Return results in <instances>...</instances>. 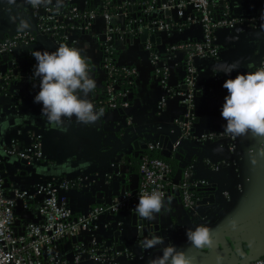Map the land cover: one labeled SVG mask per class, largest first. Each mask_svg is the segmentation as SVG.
I'll list each match as a JSON object with an SVG mask.
<instances>
[{"label":"built area","instance_id":"1","mask_svg":"<svg viewBox=\"0 0 264 264\" xmlns=\"http://www.w3.org/2000/svg\"><path fill=\"white\" fill-rule=\"evenodd\" d=\"M162 1L164 4H161ZM115 2L118 8L113 12L109 11L108 3L102 7L100 0H64V6L59 11H54V0L46 6H30L37 30L54 50L61 44L78 48L80 34L101 27L94 41L100 54L101 47H105V57L100 56L98 64L103 74L102 82L98 84L99 95L109 97L105 109L124 115L120 126H132L131 116L124 111L131 106L133 89L137 84V68L134 64L118 62V59L112 64L109 56L118 58L122 52H118L119 48L132 46L133 40L140 41V36L147 31V38L140 46L147 51L151 77L164 94L156 103L157 110L165 106L168 98L174 99L182 109V114L172 121L181 130L178 143L223 142L227 151L235 155L236 139L232 136L224 132L200 136L193 133L196 119L194 107L200 87L195 63L198 59H218L219 47L214 37L217 31L263 27L264 0L263 12L253 17L233 15L228 0H159L158 4L157 0H150L140 5L125 3L124 0ZM134 8L141 10L133 11ZM139 16L146 18L150 24L140 28L137 25ZM127 18L133 22L132 29L125 24ZM196 27L201 29L199 37H183V32L188 33ZM12 30L10 27L7 35L0 38V95L12 96L7 89L13 84L15 88L20 86L25 90L20 94L25 92L28 98H33L38 91L35 88L38 80L33 76L35 59L31 53L44 49L31 29ZM160 46L164 48L162 54L156 50ZM172 57L174 60L169 66L166 59ZM176 57H180L179 61ZM86 61L91 63L88 58ZM114 66L128 69L127 80L132 89L120 90V81H109ZM259 67H264V54L260 57ZM174 72L179 82L171 86ZM214 77L222 80L218 75ZM96 100L93 101L95 106ZM42 140L41 134L33 132L27 145H19L17 138H11L5 147H0V157L24 160L32 165L45 159ZM140 144L146 145L148 150L159 149L158 142L141 140ZM193 162L192 159L181 162L183 171L176 181L170 178L169 165L160 160L143 159L138 170V187L134 191L125 190L123 194L112 196L108 203H95L85 212H76L69 199V194L79 186L77 180L40 179L32 189L23 190L6 186V176L0 171V264H119L121 255L116 248L99 247L97 227L100 217L124 211L135 213L138 200L144 193L159 190L164 193V198L169 191L177 194L182 212L195 219L198 216L195 209L204 197L194 199L193 191H202L214 181L197 173ZM231 162L236 165L235 160ZM227 164L229 162H221L210 167L219 170ZM224 196L228 198V194ZM22 212L30 213L34 219L20 218ZM65 246L70 247V258L64 253ZM125 258L131 259L132 255L128 253ZM249 264H264V255Z\"/></svg>","mask_w":264,"mask_h":264},{"label":"crops","instance_id":"2","mask_svg":"<svg viewBox=\"0 0 264 264\" xmlns=\"http://www.w3.org/2000/svg\"><path fill=\"white\" fill-rule=\"evenodd\" d=\"M21 2L25 0H15V3L11 4L8 0H0V10L16 6ZM228 4L236 17H253L263 12V0H228ZM11 28L13 30L17 28L15 22H12ZM99 29L94 28L89 33L80 34L78 46L84 51L85 57L91 60L92 72L90 73L96 81L95 89H99L98 84L102 82L103 76L98 65L101 54L94 43ZM200 31L198 27L191 28L188 33L183 32V37L197 38ZM214 37L219 47L218 59L216 61L198 59L195 63L200 83L194 107L196 119L193 133L197 136L224 132L222 126L225 121L220 115V108L227 90L222 87V84L229 77L222 72L217 73L216 66L225 62L238 61L240 73L255 71L260 57L264 54V26L255 29L243 27L219 30ZM140 45L141 42L136 39L133 40L132 46L118 49L119 53L122 51L117 58L118 62L134 64L137 68V84L133 89L132 104L124 111V114L131 116V124L134 128L149 131L158 130L161 127L164 129L172 123L174 118L182 114V109L174 99L168 98L165 106L157 110L156 103L164 95L163 89L151 77L147 51ZM156 50L162 54L164 48L160 46ZM172 58L166 59L169 66L174 60ZM176 59L179 61L180 57ZM236 74V71L232 72L231 77L234 78ZM214 75L222 77V80H216ZM177 78L174 72L170 80L171 86L179 82ZM18 87L15 88L12 84L7 89L12 96L0 95V147H5L11 138H17L19 145H27L32 132L41 134L45 159L29 164L32 169L28 166L17 169L12 167L13 159H7L2 155L0 170L6 175L9 187L16 186L19 189L30 190L40 179L77 180L78 188L69 194L76 212H85L95 203H108L112 196L124 190L134 191L138 187L139 176L132 165L126 162L127 156L122 153L117 154L113 159H109L108 165H101L92 141L76 137L70 127L65 124L57 127L48 123L40 116L41 105L33 103V98H28L25 92H22L24 95L20 94L25 90ZM98 93L91 92L89 95L92 103L98 98ZM102 110V115L97 121L89 126L78 124L76 131L77 133L87 131L101 133V150L106 152L112 148L107 144L106 139L116 134L124 115L105 108ZM172 134V130H166L160 134H146L144 137L149 142L157 143L160 138L170 139ZM235 139V155L227 151L223 142L209 143L210 158L213 163H228L235 160L236 165L230 167V170L238 177V185L234 190L227 191L232 197L230 212L223 215L212 227L216 232L212 243L216 253L206 264H245L264 252V155H261L264 153V138L245 135ZM133 141H138L137 136L133 137ZM159 150L166 157L178 153V149L168 151L159 148ZM179 151L184 161L192 159L190 156H196L193 162L195 170L202 175L196 163L198 158L205 155V152L187 149ZM138 152L133 151V154L137 155ZM206 164L208 165V162ZM8 169L11 175L7 174ZM202 176L209 177L204 174ZM175 180L178 181L179 176ZM235 180L232 175H226L215 179L214 182L218 186L228 187ZM19 217L34 219L30 213L25 212L20 213ZM133 217V213L126 211L100 217L97 227L99 240L104 243H114L116 247H132L134 252L139 253L141 247L136 240L137 227L138 222L144 220L142 217L139 218V214L136 219ZM190 222L191 220L183 216L178 195L169 191L168 196L164 198L161 211L151 220L145 218L146 224L143 226V231H151L158 235L164 232L163 229H171L172 236H176L179 232H182V236H186ZM233 222L238 226L235 229L232 227ZM69 249V246L63 248L68 258H70ZM203 251L205 259L208 258L210 255L208 249L204 247Z\"/></svg>","mask_w":264,"mask_h":264},{"label":"clouds","instance_id":"3","mask_svg":"<svg viewBox=\"0 0 264 264\" xmlns=\"http://www.w3.org/2000/svg\"><path fill=\"white\" fill-rule=\"evenodd\" d=\"M15 3V0H8ZM34 7L49 5L53 0H25ZM54 11L64 6V0H54ZM16 23L18 31L30 28L29 22L19 18ZM35 59L33 76L38 80L35 88L38 91L33 103L41 105L40 116L48 123L60 127L66 121L75 120L78 124L89 126L100 118L103 110L88 98L96 88V81L88 70L84 51L81 48L61 44L54 51L33 50ZM238 61L222 63L216 66L217 73H224L222 87L227 95L220 108V115L225 121L223 131L233 138L251 135L264 138V67L255 71H238ZM236 71L234 78L231 73ZM264 155V153H261ZM164 206V193L159 190L144 193L138 200L136 211L140 217L153 219ZM232 227L238 226L233 222ZM186 238L195 248L211 247L213 239L210 230L204 225L186 230ZM145 248H153L164 244L163 237L154 236L144 240ZM219 260V258H218ZM149 264H191L183 251L168 244L161 248V254L149 261Z\"/></svg>","mask_w":264,"mask_h":264},{"label":"water","instance_id":"4","mask_svg":"<svg viewBox=\"0 0 264 264\" xmlns=\"http://www.w3.org/2000/svg\"><path fill=\"white\" fill-rule=\"evenodd\" d=\"M124 1L125 3L131 2L134 4H143L150 0H124ZM158 3L159 0H157V4ZM161 4H164V1H162ZM220 4H222V2H220ZM138 8H134L133 11L141 10V8L140 9ZM21 17L29 22L30 24L29 29H31L33 34L41 43L43 49L54 51V48L51 46V44L44 37H42L39 31L37 30L35 21L32 18L33 16H32L31 6L26 2H21L16 6L5 7L4 9L0 10V38L7 35L8 31L10 30L11 24L13 22L12 20L15 18V20L18 21V19ZM146 38H147V31H144L143 35L140 36V42L144 43ZM2 71L3 72L5 71V67L2 68ZM65 125L67 127H70L71 131L74 133L76 137H79L81 139H86L94 143V151L95 154L98 156V158H100L101 165H108L109 159L110 160L113 159L114 157L117 156V154L122 153L123 155H129L132 154L133 151H138L139 149H146V145L140 144L141 140L143 142L146 141L149 142L144 137V135L152 134V133L160 134L165 132L166 130L173 131L172 137L170 139L160 138L158 141L159 148L167 149L168 151H172L174 149H178V150L187 149L188 151H196V150L204 151L205 155L201 158H198L196 163V167L202 175L203 174L207 175L212 180L221 178L226 175H232L233 177H235L236 180L231 186L228 187L218 186V184L214 182V184L211 185L210 187L203 189L202 191L204 194L203 196L204 198L202 201L199 202L198 207L195 209L198 215L195 219L185 212L182 213L185 219L191 220V222L188 224L189 225L188 229L195 228L198 225H204L210 230V235L212 239L215 237L216 232L214 231V229H212V227L223 217V215L230 212L231 209L230 204L232 201V197L227 191L234 190L235 188H237L238 177L236 176L235 173L232 172V170H230V167H234L232 162H229V165L227 164L223 166L222 169L219 170H213L211 168L213 165H216L217 163H213V161L210 158L211 153L209 149L210 148L209 144L196 143V142L178 143L181 130L177 125L173 123L168 124L167 127L164 129L163 127H161L158 130H154V131L137 129L134 128L133 126H120V128H117L115 132L116 134L107 137L106 139L107 144L112 148L109 151L104 152L101 150V142H102L100 135L101 133L91 132V131H87L85 133H80V132L77 133L76 127L78 123H76L75 120L66 121ZM134 136H137L138 141H133ZM192 157H195L196 160V156H190V158ZM7 159H11V158L7 157ZM207 162H209V165L206 164ZM21 166H28L30 169H32L27 161L19 160V159L12 160L13 168L15 167L17 169H20ZM0 171L2 172V170ZM7 174L11 175L10 169L7 170ZM5 185L8 186L7 177L5 179ZM124 191H122L121 193L123 194ZM224 194H228V198H225ZM204 207L206 208L205 211H204ZM133 216H134L133 218L136 219V217L138 216L137 211L133 213ZM139 218L141 219L140 216ZM143 220L144 221L142 222H138V227H137L136 240L139 242V245L141 247L140 252L139 253L134 252V249H132V247L129 248L116 247V250L121 255L119 264H149L150 260L161 254V248L168 244H172L176 246L178 250L183 251L186 257L190 260L191 264H206L210 262L215 256L216 252L213 244L211 245V247H206L210 255L208 258L205 259V255L203 254L204 247L203 248L193 247L191 242L187 240L186 236H182V232L176 234L177 237L172 236L171 229H163L164 232L163 233L160 232L158 233V235L151 233V231L144 232L143 226L146 224L145 218H143ZM161 233L164 234L165 236H163ZM168 235L170 236L168 237ZM154 236L163 237L164 244L162 246H156L153 248H145L143 243L144 240L148 238H152ZM128 253L132 255L131 259L125 258V255ZM263 255L264 252L261 253L259 257ZM257 258H254L251 261ZM250 262H247L245 264H249Z\"/></svg>","mask_w":264,"mask_h":264},{"label":"trees","instance_id":"5","mask_svg":"<svg viewBox=\"0 0 264 264\" xmlns=\"http://www.w3.org/2000/svg\"><path fill=\"white\" fill-rule=\"evenodd\" d=\"M178 1V0H175ZM217 0H212V2H216ZM101 2V6L104 7V5H106V3H108L107 7H109V11L113 12L115 11L118 7L116 5L115 0H100ZM140 5V4H139ZM230 8V7H229ZM126 26L129 29H132L133 26V22L127 18L124 20ZM156 22L158 21V19L155 20ZM147 24H150V21H148L146 18H144L143 16H139L137 17V25L140 28L145 27ZM101 57L104 59L105 57V47H101ZM109 58H111V63L115 64L117 61V58L115 56H109ZM88 64V70L92 71V65L91 63L87 62ZM102 64V62H101ZM103 66V65H102ZM127 70L128 69H123L121 67H115L111 72V76L109 78V81H115L118 80L121 83V88L120 90H124V89H132L131 84L128 82L127 78H128V74H127ZM106 83V82H105ZM94 94L96 93H100L99 89H94L92 91ZM98 93V94H99ZM109 97L107 95H98V98L96 100V109L99 111L103 108H105L107 106V101H108ZM132 104V101H131ZM139 152L137 153V155L135 154H129V155H124L127 156L126 158V162L130 163L132 165V168L134 169V171L138 174V170H139V165L141 164L143 159H149V160H160L164 163H166L167 165H169L170 169H171V175L170 178L171 179H176V177H180L181 172L183 171V168L180 166L181 162L184 161L183 159V155H181L180 151L178 150L177 154L175 155H171V156H163L160 153L159 149H155V150H148V149H139ZM192 161H195V157H192ZM194 199H199L202 198L204 196L203 191L201 190H194ZM99 247L102 248L106 247L108 249H115L116 245L114 243H104L101 242L99 240Z\"/></svg>","mask_w":264,"mask_h":264}]
</instances>
